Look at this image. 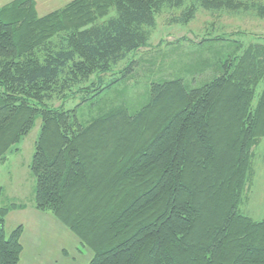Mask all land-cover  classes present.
I'll use <instances>...</instances> for the list:
<instances>
[{
	"label": "trees",
	"instance_id": "obj_1",
	"mask_svg": "<svg viewBox=\"0 0 264 264\" xmlns=\"http://www.w3.org/2000/svg\"><path fill=\"white\" fill-rule=\"evenodd\" d=\"M164 15L183 26L206 15L212 34L224 17L264 20V0H72L46 15L34 0L0 4V167L39 133L29 198L0 186V264H20L24 227L6 226L28 208L73 234L89 264H264V219L240 212L264 139V42L205 38L237 52L200 86L165 79L134 113L117 105L87 123L78 116L127 77L132 62L121 66L149 47Z\"/></svg>",
	"mask_w": 264,
	"mask_h": 264
},
{
	"label": "rangeland",
	"instance_id": "obj_2",
	"mask_svg": "<svg viewBox=\"0 0 264 264\" xmlns=\"http://www.w3.org/2000/svg\"><path fill=\"white\" fill-rule=\"evenodd\" d=\"M207 15V14H206ZM206 15L197 16L189 25H168V15L159 18L153 31L149 47L137 53L130 54L123 66L132 62V71L108 90L82 103L85 95H78L67 102L66 108L73 109L77 105L78 116L83 123L90 122L109 108L125 105L130 112L140 110L148 101L151 85L165 79L182 78L186 83L200 86L215 74L216 62L225 63L228 56L237 52V44L233 42H203L222 32L228 35L243 33L233 41L264 42V20L249 17H224L218 21L226 27L223 30L208 34L205 26L210 22ZM212 21V20H211ZM210 63L213 67L201 70L203 64ZM217 62V63H218ZM201 70V72H200ZM122 77L121 73L107 77L106 84L111 79ZM96 94L93 92L85 98ZM38 130H34L8 153V160L0 167V186L7 194L14 193L25 202L32 193L34 179L28 166L32 162ZM31 177V178H30ZM33 179V181L31 180ZM240 212L254 221L264 219V139L254 150L253 173L248 185ZM29 213V212H26ZM45 215V214H44ZM50 215V214H46ZM7 222V232L16 229L19 224H26L22 264L31 263L35 256H46L51 264H89L92 254L78 245V240L62 224L50 216L34 217L30 214H10ZM68 233V234H67ZM65 249L67 255L62 254ZM78 249V252L77 250ZM80 250V251H79Z\"/></svg>",
	"mask_w": 264,
	"mask_h": 264
},
{
	"label": "crops",
	"instance_id": "obj_3",
	"mask_svg": "<svg viewBox=\"0 0 264 264\" xmlns=\"http://www.w3.org/2000/svg\"><path fill=\"white\" fill-rule=\"evenodd\" d=\"M11 1H13V0H0V4L4 5V4H7V3L11 2ZM34 1L36 2V9H37L38 13L40 15H46V14H49V13L55 11V10H58V9L64 7V6H66L72 0H34ZM17 212L19 214H23V213L30 214V215H32L34 217L36 216L38 218L42 217V216H46V217L50 216V215H46V214L44 215L43 213H40V212H38V211H36V210H34L32 208H28L26 210H20V211H17ZM26 212H29V213H26ZM9 217H11V216H9ZM47 218H51V220H54V217H47ZM19 225H22L24 227V234H23V237H22V244L24 246V237H25V231H26V224L24 222H22V224H19ZM64 252H65V249L62 250V254ZM22 260H21L20 264H22ZM51 263L52 262L49 261V259L46 256H40V254H39V256H35V259L31 263L29 262L28 264H51Z\"/></svg>",
	"mask_w": 264,
	"mask_h": 264
}]
</instances>
